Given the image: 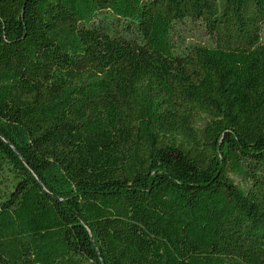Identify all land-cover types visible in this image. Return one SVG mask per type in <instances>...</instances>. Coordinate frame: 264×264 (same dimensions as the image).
I'll list each match as a JSON object with an SVG mask.
<instances>
[{
  "label": "trees",
  "instance_id": "16d2710c",
  "mask_svg": "<svg viewBox=\"0 0 264 264\" xmlns=\"http://www.w3.org/2000/svg\"><path fill=\"white\" fill-rule=\"evenodd\" d=\"M0 264H264V0H0Z\"/></svg>",
  "mask_w": 264,
  "mask_h": 264
},
{
  "label": "rangeland",
  "instance_id": "374dc122",
  "mask_svg": "<svg viewBox=\"0 0 264 264\" xmlns=\"http://www.w3.org/2000/svg\"><path fill=\"white\" fill-rule=\"evenodd\" d=\"M188 38L190 39H197V40H207L208 38V34L207 32L205 31V29H199V31H194L191 33L190 36H188ZM118 74H124V73H121L119 71H116ZM238 179V178H237Z\"/></svg>",
  "mask_w": 264,
  "mask_h": 264
}]
</instances>
